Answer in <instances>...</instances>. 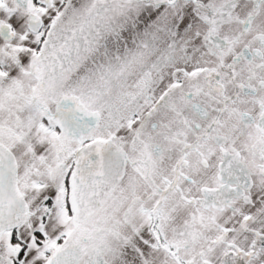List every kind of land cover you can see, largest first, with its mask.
<instances>
[{
    "label": "snow or ice",
    "instance_id": "obj_1",
    "mask_svg": "<svg viewBox=\"0 0 264 264\" xmlns=\"http://www.w3.org/2000/svg\"><path fill=\"white\" fill-rule=\"evenodd\" d=\"M0 264H264V0H0Z\"/></svg>",
    "mask_w": 264,
    "mask_h": 264
}]
</instances>
